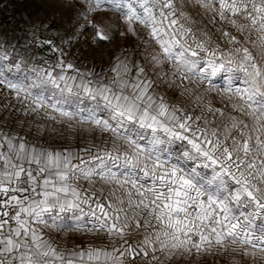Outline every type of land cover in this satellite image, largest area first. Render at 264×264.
<instances>
[{"label": "snow or ice", "instance_id": "snow-or-ice-1", "mask_svg": "<svg viewBox=\"0 0 264 264\" xmlns=\"http://www.w3.org/2000/svg\"><path fill=\"white\" fill-rule=\"evenodd\" d=\"M84 3L88 23L106 6L121 35L143 33L158 79L191 107L126 55L93 81L67 74L70 63L28 68L0 53V85L25 115L61 126L39 134L103 137L55 148L0 129V264H264V0H193L228 47L194 28L180 0Z\"/></svg>", "mask_w": 264, "mask_h": 264}, {"label": "rangeland", "instance_id": "rangeland-1", "mask_svg": "<svg viewBox=\"0 0 264 264\" xmlns=\"http://www.w3.org/2000/svg\"><path fill=\"white\" fill-rule=\"evenodd\" d=\"M0 1L11 2L12 0ZM40 1L42 2L34 3V9L25 13L24 18L18 19L12 25L9 33L15 36L0 35V53L7 52L10 57L18 61H21L19 54L23 50H28L31 54H38L39 56L32 59L35 67L56 66L52 64L51 58L58 54L63 64L67 65V60H70V64L74 66L71 69L74 75L77 74V70L80 73L91 74L89 78L93 81L103 78L98 76L97 68H100L105 74L111 72L115 57L126 55L131 61L145 67L149 78L156 81L158 93L164 95L171 102L191 107L189 98L180 95V88L170 87L158 79L157 73L161 69H154L149 62L148 51H150V47L145 43L144 34L139 33L138 36L121 35L120 33L124 31L123 26L114 13L103 10L106 6H102L101 10L90 14L92 23H88L84 19L86 14L84 0ZM43 1L52 2L57 7L49 10ZM179 7L190 14L195 21L194 28L207 31L221 47H228L224 38L208 22L209 18L202 14L193 0H186V2L180 0ZM61 23L64 25L62 29L60 28ZM96 25L109 37L108 40L94 38L97 35ZM23 33L31 35L24 38L21 36ZM163 71L168 72V67L165 66ZM105 74L104 77L109 78ZM228 75L230 74L222 73L214 79V84L221 88L224 87ZM207 99L214 107H221L220 100L214 94L208 96ZM196 114H199L198 109ZM86 137L96 143H100L103 139V137L97 138L96 134L91 136L89 134L87 136L77 134L75 137H67L66 134V138L60 137L64 141H59L58 147L80 146L81 139H86ZM179 264H227V262L225 258L214 260L213 257H200L194 261H180ZM240 264H251V261L242 260Z\"/></svg>", "mask_w": 264, "mask_h": 264}, {"label": "crops", "instance_id": "crops-1", "mask_svg": "<svg viewBox=\"0 0 264 264\" xmlns=\"http://www.w3.org/2000/svg\"><path fill=\"white\" fill-rule=\"evenodd\" d=\"M42 1L40 0H27L24 4H18L15 2V0H12L11 3L15 6L14 13L5 17L3 22L0 24V35L1 36H15L13 34H10V30L12 25L15 24V21H17L20 18H24V14L28 11H31L34 9V3H40ZM45 3V7L47 9H54L56 8L52 2L43 1ZM53 5V7H52ZM21 16V17H19ZM63 23L60 24V28L62 29ZM77 31V30H76ZM28 33H23L21 36L24 38L30 37ZM20 60L27 64L28 68L34 67L33 61L35 56H39L38 54H31L28 50H23L20 52ZM67 63H70V60H67ZM48 66H42L38 68H44ZM51 68V67H48ZM58 69V68H57ZM60 70H57L59 72ZM67 74L74 75L73 70L71 69H65ZM98 76L104 77V71L100 70V68H97ZM38 124H43L45 129L49 127H56L59 128V125H56L53 121L42 119L40 117L35 116V114L32 115H25L24 112H21L18 116L12 117L8 111L7 103L4 99L0 98V129H3L5 132L18 134L20 136L26 137L30 142H36V143H46L48 145H51L52 147L59 148L58 142L64 141L59 136H56L55 134H51L45 130L43 135L39 134L36 130V126ZM61 127V126H60ZM86 136L87 133H82ZM88 139V137H86ZM82 142V139H81ZM64 147V146H63ZM71 148H77L79 146H68ZM57 242H65V243H72L76 242L79 243V234H75V237L72 234L61 236L59 234H54Z\"/></svg>", "mask_w": 264, "mask_h": 264}, {"label": "built area", "instance_id": "built-area-1", "mask_svg": "<svg viewBox=\"0 0 264 264\" xmlns=\"http://www.w3.org/2000/svg\"><path fill=\"white\" fill-rule=\"evenodd\" d=\"M27 0H15L18 4H24ZM59 1V0H56ZM15 6L11 2L0 1V24L4 18L13 14ZM51 62L54 65L61 63V58L58 54H55L51 58ZM111 78L112 73L107 72L105 74ZM0 98L4 99L7 103V108L12 117L18 116L21 112H24V104H22L15 96L12 90L7 89L5 86L0 85Z\"/></svg>", "mask_w": 264, "mask_h": 264}]
</instances>
